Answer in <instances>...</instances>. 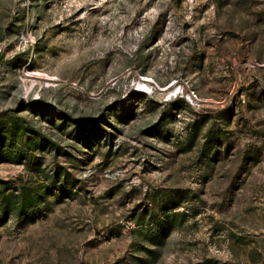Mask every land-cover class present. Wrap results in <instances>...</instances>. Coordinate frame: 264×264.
<instances>
[{"label":"rangeland","instance_id":"rangeland-1","mask_svg":"<svg viewBox=\"0 0 264 264\" xmlns=\"http://www.w3.org/2000/svg\"><path fill=\"white\" fill-rule=\"evenodd\" d=\"M0 264H264V0H0Z\"/></svg>","mask_w":264,"mask_h":264},{"label":"trees","instance_id":"trees-1","mask_svg":"<svg viewBox=\"0 0 264 264\" xmlns=\"http://www.w3.org/2000/svg\"><path fill=\"white\" fill-rule=\"evenodd\" d=\"M176 208H177V206H174V207H170L168 210L172 211V210H175Z\"/></svg>","mask_w":264,"mask_h":264}]
</instances>
